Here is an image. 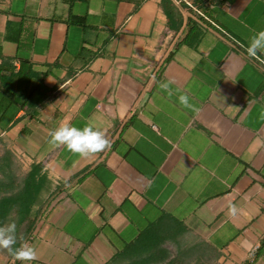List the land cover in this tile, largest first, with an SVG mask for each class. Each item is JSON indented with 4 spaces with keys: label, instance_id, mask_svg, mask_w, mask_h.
<instances>
[{
    "label": "crops",
    "instance_id": "crops-1",
    "mask_svg": "<svg viewBox=\"0 0 264 264\" xmlns=\"http://www.w3.org/2000/svg\"><path fill=\"white\" fill-rule=\"evenodd\" d=\"M261 30L264 0H0V204L40 186L0 218L37 259L0 264H264ZM62 123L110 148L50 144Z\"/></svg>",
    "mask_w": 264,
    "mask_h": 264
},
{
    "label": "clouds",
    "instance_id": "clouds-1",
    "mask_svg": "<svg viewBox=\"0 0 264 264\" xmlns=\"http://www.w3.org/2000/svg\"><path fill=\"white\" fill-rule=\"evenodd\" d=\"M249 57L258 58V52H264V30L254 34L250 38V44L246 48ZM171 81L162 82L161 89L166 91L169 96L173 95L171 90ZM179 102L185 108L193 111H199L189 101L187 94H181L178 97ZM261 119H264V112L261 113ZM50 144L54 146H64L72 153L78 154L81 157H89L110 148V142L106 138L104 131L95 129L92 125L77 128L69 124L62 123L59 127L49 132ZM238 212L236 205L229 206V214L235 216ZM16 224L14 222L0 227V249L8 250L16 260L22 262H31L37 259L36 249L30 246L27 242L20 245L19 248L13 249L16 244Z\"/></svg>",
    "mask_w": 264,
    "mask_h": 264
},
{
    "label": "trees",
    "instance_id": "trees-1",
    "mask_svg": "<svg viewBox=\"0 0 264 264\" xmlns=\"http://www.w3.org/2000/svg\"><path fill=\"white\" fill-rule=\"evenodd\" d=\"M14 78H18V82H14ZM19 73H16L11 70L8 74H5L1 78V85L4 86L5 90L8 91L9 89L13 90L11 92V95H14L10 98L9 102H15L17 103L19 101V98L16 97V92L20 90L22 86V82L20 81ZM20 82V83H19ZM27 180L24 184L23 190L21 193H19L17 196H11L10 198H6L0 204V218L8 217L10 214V210L12 209L13 205H16L18 207V218L20 222H24L26 218L30 214V209L34 202L37 199L38 191L40 189V186H35L33 182H35V174L29 173L27 175ZM40 185V184H39ZM36 189L37 192H34ZM0 227H1V221H0ZM17 232V229H16Z\"/></svg>",
    "mask_w": 264,
    "mask_h": 264
},
{
    "label": "built area",
    "instance_id": "built-area-1",
    "mask_svg": "<svg viewBox=\"0 0 264 264\" xmlns=\"http://www.w3.org/2000/svg\"><path fill=\"white\" fill-rule=\"evenodd\" d=\"M264 62V61H263Z\"/></svg>",
    "mask_w": 264,
    "mask_h": 264
}]
</instances>
